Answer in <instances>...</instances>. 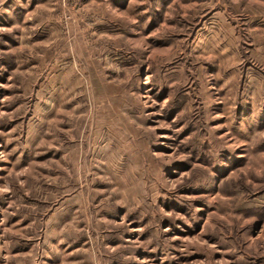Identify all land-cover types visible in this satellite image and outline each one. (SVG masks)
Listing matches in <instances>:
<instances>
[{"label":"rangeland","instance_id":"374dc122","mask_svg":"<svg viewBox=\"0 0 264 264\" xmlns=\"http://www.w3.org/2000/svg\"><path fill=\"white\" fill-rule=\"evenodd\" d=\"M0 264H264V0H0Z\"/></svg>","mask_w":264,"mask_h":264}]
</instances>
